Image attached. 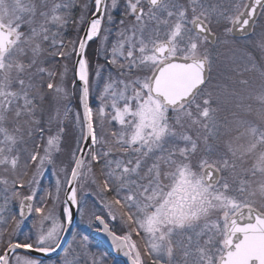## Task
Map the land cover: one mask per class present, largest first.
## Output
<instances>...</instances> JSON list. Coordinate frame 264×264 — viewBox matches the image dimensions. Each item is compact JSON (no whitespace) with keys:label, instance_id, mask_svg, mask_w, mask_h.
Listing matches in <instances>:
<instances>
[{"label":"snow or ice","instance_id":"snow-or-ice-1","mask_svg":"<svg viewBox=\"0 0 264 264\" xmlns=\"http://www.w3.org/2000/svg\"><path fill=\"white\" fill-rule=\"evenodd\" d=\"M0 264H264V0H0Z\"/></svg>","mask_w":264,"mask_h":264},{"label":"water","instance_id":"water-1","mask_svg":"<svg viewBox=\"0 0 264 264\" xmlns=\"http://www.w3.org/2000/svg\"><path fill=\"white\" fill-rule=\"evenodd\" d=\"M92 238L101 241L102 244H103L106 248H108V241L106 240V238H104L103 234H97V233H95V231L93 230V231H92ZM113 255H115V253H113ZM117 257H120V258L124 259L122 256H117Z\"/></svg>","mask_w":264,"mask_h":264},{"label":"trees","instance_id":"trees-1","mask_svg":"<svg viewBox=\"0 0 264 264\" xmlns=\"http://www.w3.org/2000/svg\"><path fill=\"white\" fill-rule=\"evenodd\" d=\"M79 219V218H78ZM91 231V230H90ZM100 245V244H99ZM100 247L102 248V249H106L105 247H103L102 245H100ZM116 259H119V260H122V259H120V258H116Z\"/></svg>","mask_w":264,"mask_h":264},{"label":"rangeland","instance_id":"rangeland-1","mask_svg":"<svg viewBox=\"0 0 264 264\" xmlns=\"http://www.w3.org/2000/svg\"><path fill=\"white\" fill-rule=\"evenodd\" d=\"M45 183H48V181H45ZM78 218V217H77ZM78 220V219H77ZM94 243H96L95 241H94ZM98 244V243H97ZM114 257V256H113Z\"/></svg>","mask_w":264,"mask_h":264}]
</instances>
